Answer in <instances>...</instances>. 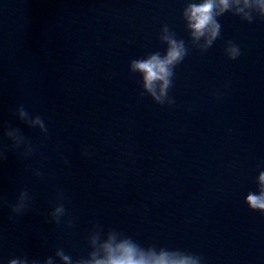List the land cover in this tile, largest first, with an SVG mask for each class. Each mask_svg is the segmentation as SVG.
<instances>
[{
  "label": "water",
  "instance_id": "obj_1",
  "mask_svg": "<svg viewBox=\"0 0 264 264\" xmlns=\"http://www.w3.org/2000/svg\"><path fill=\"white\" fill-rule=\"evenodd\" d=\"M203 2L0 0V264H43L57 248L102 259L110 235L145 257L264 264V215L244 203L264 172V3L229 0L204 52L187 15ZM172 33L188 55L174 69V104L161 106L141 95L130 62L163 56ZM19 105L44 119L47 137L18 120ZM5 127L21 131L32 157L7 148ZM25 189L30 210L13 216ZM57 193L60 225L49 216Z\"/></svg>",
  "mask_w": 264,
  "mask_h": 264
},
{
  "label": "clouds",
  "instance_id": "obj_2",
  "mask_svg": "<svg viewBox=\"0 0 264 264\" xmlns=\"http://www.w3.org/2000/svg\"><path fill=\"white\" fill-rule=\"evenodd\" d=\"M264 3V0H262ZM219 5L220 12L215 9ZM204 0L201 4H190L188 7V20L192 32V36L196 39L206 37L205 50L206 52L212 47L214 42L219 38L221 25L217 20L218 15H222L229 8V0ZM168 47L166 53L161 56V53L155 52L148 54L142 59H134L130 62V70L134 73H139L142 77L143 89L141 95H147L157 105L174 104V101L169 98V90L172 87V78L174 69L188 55V49L183 40H178L175 34L165 37ZM225 54L229 60H236L240 56L238 46L232 42H228L225 48ZM157 89L159 92L157 93ZM14 115L18 120L31 129H38L42 136L47 137L48 128L44 119L39 115H32L23 105L17 106ZM3 138L9 142L7 148L12 151H18L21 159L27 160L33 156L35 149L33 145L25 138L21 131L17 128L5 127ZM87 155V153H84ZM3 154L0 153V157ZM64 163H68L67 160ZM33 174L39 178L42 173L39 170H32ZM259 192H249L244 203L248 209L253 212H258L264 215V172H261L259 177ZM32 197L25 189L20 191L15 203L10 205L13 216H23L30 210ZM65 196L63 193H57V203L49 216L53 223L60 225L62 219L66 215L64 206ZM69 228L73 226L72 219L64 221ZM95 243V240H93ZM105 256L98 259V253L93 251L90 253V258L85 259L79 256L73 259L72 256L65 253L63 248H57L53 256H49L43 261V264H55L58 257L62 264H198L196 258L192 256H177L161 254L159 257H145L143 254L137 253L136 246L129 240L125 239L116 244L115 237L110 235L106 243L102 245ZM8 264H41L39 260H30L28 257H17L9 260Z\"/></svg>",
  "mask_w": 264,
  "mask_h": 264
}]
</instances>
